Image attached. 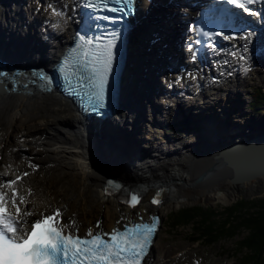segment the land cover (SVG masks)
<instances>
[{"label": "bare ground", "instance_id": "6f19581e", "mask_svg": "<svg viewBox=\"0 0 264 264\" xmlns=\"http://www.w3.org/2000/svg\"><path fill=\"white\" fill-rule=\"evenodd\" d=\"M142 1L144 4L140 7L137 27L142 30L143 43L141 49L133 51L137 63L134 64L132 74L127 77L124 93L120 98V111L108 119L109 122L100 125L98 129L95 124L87 125L85 129L78 121L79 114L74 112L73 107L53 93L0 94V182L6 176H20L19 180L12 184L14 194H10L6 189L1 190L6 206L15 203L21 208L20 215L15 217V231L21 227L22 220L46 213L51 208L58 210L65 224L70 223L71 227L78 230L92 226L96 218L103 219L100 227L106 230L118 217L133 216L134 211H142L143 215L152 210L164 214L171 202L178 204V197L182 198V202H209L222 196H232L237 187L242 188L245 193H252L264 184V177L230 183L227 180L228 167L220 159L213 157L218 149L264 130V119H261L264 114L259 117L254 127L249 128V121L240 123L237 118H233L232 112L230 113L226 106L231 98L230 94L235 100L240 96L241 87L233 83V77L246 74L247 65V68H254L257 75L264 74V49L256 53L255 38L252 33H247L245 40L227 41L219 50L211 52L205 60V66L200 68L189 63L183 45H180V55L175 58L180 59L177 66L163 59L166 53L170 54L174 50L172 42L164 34V29H167L174 19H177L180 25L182 19L193 17L200 11L199 4L203 0ZM193 1L196 2L195 6L188 4ZM72 4H75L74 0H0V46L25 62H50L61 51L74 28L75 12L72 10ZM66 18L70 25L66 36L52 34L47 29L48 26H64ZM138 37L141 40L140 34L132 38L134 40ZM249 42L250 50L247 46ZM157 44L162 46V50L154 54ZM175 56L177 55L172 54V57ZM151 62L161 69L160 77L154 75L153 69L150 68ZM145 64L147 70L144 73L148 83L142 82V85H139L143 75L138 76L137 69ZM168 68L174 76L169 75ZM177 75H181L178 83L175 82ZM161 77L167 85L174 82L173 85L177 83L175 86H182L181 89L173 95L168 94L167 89H163ZM192 78H197L196 82L199 81L201 86L200 93L197 94L200 101L198 107L191 104L189 111H184L185 114L173 109L167 117L168 113L164 114L163 110L170 107L168 100L176 103L174 107L178 109L182 107L183 102L191 99L187 96L185 101L181 92H185L184 86ZM227 81L230 84L225 86ZM158 91V99L162 98L163 101L159 100L157 105L153 100V92ZM237 93L240 94L236 95ZM207 99L220 102V109L229 112L226 113L227 122L218 121L219 111L213 112ZM188 101L187 103H190ZM132 102L138 104L139 112H133ZM191 109L196 113L190 111ZM235 116L240 117L238 114ZM197 117L198 121L195 123ZM223 117L226 120V117ZM173 118L176 119L175 122H184L187 127L189 124L198 127H192L194 130L190 128L189 132H198V124H201V128L211 131L220 141L212 134L210 137L195 134L194 139H189L193 147L173 149L167 143L168 151L161 158L156 146L151 145L152 151L155 152L153 156L145 149H132L128 141L118 137L105 139L114 130L125 134L137 132L135 135L140 138H147V134L152 130H160L162 136H170L174 132L171 131L170 134L164 130L168 129L166 124ZM139 121L142 127L137 126ZM127 123H133L132 130L124 127ZM145 133L147 134L144 136ZM141 145L150 147L147 141ZM191 157H194L198 166L192 163ZM142 158L147 160L149 167L138 161H142ZM21 175L28 176L23 179ZM107 175H115V178L125 182L150 183L161 179L167 184L165 198L156 208L148 207L144 199L136 200L128 207L117 205L99 192L100 184ZM147 193L146 191L145 194ZM109 200L115 204L101 205L103 201ZM173 251L174 249L166 251L164 261L154 255L151 246L144 264H176Z\"/></svg>", "mask_w": 264, "mask_h": 264}, {"label": "rangeland", "instance_id": "374dc122", "mask_svg": "<svg viewBox=\"0 0 264 264\" xmlns=\"http://www.w3.org/2000/svg\"><path fill=\"white\" fill-rule=\"evenodd\" d=\"M67 21H68V19L65 21L64 26H59L57 28H54V27H50V26L46 25V27L48 26L47 29L52 34L54 33L58 36L64 37V36H66L68 29L70 28L69 21L68 22ZM35 27L37 29H39L37 24H35ZM30 37H32V36H30ZM256 38H258V36H256ZM250 44H251V42H249L247 44L249 50L251 49V46H249ZM253 44L254 43H252V45ZM258 50L261 51V49H258ZM241 63L245 64V62H241ZM153 64L150 65V68L153 69L152 71H153L154 75L156 74V77H160L161 69L154 67ZM247 66L245 67L247 69L246 74L242 73V75L238 74V75L233 77V83H237V85L239 84V86L241 87V94L240 93L236 94V95L240 94V96H238V99L235 100L234 97L232 96V94H230L231 98L228 101V103H226L227 105L226 104L225 105L228 107V110L230 111V113L232 112L231 115H233L234 119L237 118L236 120L240 121V123L244 122L245 120L251 121V123L248 122V125H251L249 128H252L256 125V121L259 119L257 117L261 118V116L264 114V103L260 106V107H262V111H259V112L255 111L252 113L249 111L250 108H249L248 103L251 100V95L254 93V90L261 89V91L263 92V95H264V77H262V76H264V74L263 75H261V74L257 75L253 70L254 68H252V67L247 68ZM128 69H129V73L132 74V71L134 69V65L132 64L131 61H129ZM145 70H147V65L146 64H145V66L141 65L137 69V74H139L138 76L143 75L141 82H144L147 84L148 80H146V73H144ZM148 70H149V68H148ZM139 71H141V73H138ZM170 74L174 76V73H170ZM161 79H162L163 85H164L163 89H165V90L167 89V93L170 95H173L174 93H176V91L178 89H181V87H182V86H180V88H179V87L175 86L178 82L175 83V85H173L174 82H172L173 84H171V85H167L164 82V79L163 78H161ZM196 79L197 78H195V80H193V78H192L190 80V82H188L187 85L184 86L185 92L187 91V93L181 92L183 94L182 96H183L185 101L187 100V96L191 97V99H189V101L187 100L190 103H187V101H186V103L183 102V104H182L183 107L184 106L187 107V104H189L191 106V104L195 105V103L198 104L200 102V101H198L199 99H198L197 94L200 93L201 86L199 85L198 90L196 89L198 86V83H199V81H198V83H196ZM133 84L135 85V83H133ZM225 84H227L225 86H228L230 83L227 81ZM130 85H132V84H130ZM145 88H147V87L144 84V89ZM194 89L197 90V92ZM207 91H210V90H207ZM159 93H160L159 91H158V93L153 92V97H154L153 100H154V102H157V105L159 104L158 101L160 100V99H158V96H157ZM177 94H180V93H177ZM187 94H189V95H187ZM145 97L147 98V95H145ZM161 100H162V98H161ZM207 100H208V103H210V104H208V106H210V109H213V112L219 111V112H217V114H219V117H217L218 121L219 122H227V114L229 112H226L225 110L220 109L222 104L220 102H217V101H211V99H207ZM167 102H168L170 107L168 106L169 108H165L163 110V112H164V114L168 113L167 114V117H168L169 113L171 114L173 112V109H174L173 106L176 103L172 102V100H168ZM218 104H220V105H218ZM132 105H133V112H135V113L139 112L138 104L135 102H132ZM193 109L197 110L194 107H193ZM197 111H199V110H197ZM193 113H196V111H193ZM236 114L240 115V117L235 116ZM252 115H254V117H255V119H253V120L251 118ZM223 116L226 117L225 118L226 120H224ZM189 119L192 120L191 118H189ZM197 119H198V117L196 118L195 123L198 121ZM261 119L263 120L264 117H262ZM173 120L176 121V119H174V118H173ZM130 122H132V121H130ZM128 124H132V126L130 127ZM134 124H136V123H134ZM198 125L200 127L198 129V132H195V131L186 132V128L187 129H190L191 127L196 128V127L189 124V127H187V126H185L186 128L181 127L182 130L180 128H176L177 132H174L170 136H167V135L162 136L161 131L158 129H157L158 131L152 130L147 134L148 135L147 138L146 137H144V138L137 137L135 135V133H137V132H135L133 134H132V132L125 134L124 132H118V131L114 130L109 134V136H106L105 139L109 140L110 138H114V137L117 138L118 137L121 140L128 141L131 144L132 149L134 147H137L140 150L145 149V150H147V152H151V154H153V156H155V152L152 151L151 147L156 146L157 152L160 153V156L162 158L165 155V153L168 151L167 143L173 149H175V148H178V149L182 148L183 149L184 147L190 148L193 146L190 144V142H192V141L189 139H194L193 135L199 134V135H205L207 137H210V134L214 135L211 131L208 132L207 129L201 128V124H198ZM133 126H134L133 123H127L124 127L125 128L129 127L130 130H132ZM137 126L142 127L143 125H141V122L139 121V124ZM214 137H215V139H217V137L215 135H214ZM148 138H151V139H148ZM144 141H147V143L150 144V147H148V146L143 147L141 145V143ZM217 141H220V140L217 139ZM218 143H220V142H218ZM114 144L115 143L113 142L112 145H114ZM137 148H136V150H138ZM186 149L187 148H185V150ZM142 159L144 161L143 160L141 161L139 159H138V161H140L141 163L144 162V165L148 166L149 164L147 163V160H145L144 158H142ZM191 160H192L193 164L197 165L196 160H194V157H191ZM27 176L21 175V177L23 179L27 178ZM113 176H115V175H113ZM236 189L237 190L233 191L234 194L230 197H226V196L223 197L222 196L220 198H217V199L209 201V202L202 201V200H199V201H186L185 200V202H182L180 200V199H182L181 197L180 198L178 197V201H179L178 204H174V202H171V205L169 206L167 212L164 214L160 213L161 214V216H160L161 221L159 224V228H158V230L155 234V237H154L155 241L152 242V248L154 249V255L155 256L157 255L160 260L165 261L164 255H165L166 251H168L169 249H174L173 255L176 256V264H241V256H242V254H245L246 250H244L243 247H242V249H243L242 250L241 246H239V243L245 239V237L248 233V230L246 228H244V227L237 228L238 230L233 232V234L230 231H228L229 233L225 232L221 236L218 235L214 239L211 238V239H213V240H211V239L203 238L205 236H202V237L196 236V235H198L197 232H199V231L197 230V232H195L193 230V228H191V225H190L191 223H186V224L178 225V226H173L170 223V214L171 213H174V212H176L182 208H185V207L201 206L203 208H207V209L209 208L211 211L214 212L213 215L214 214L215 215L214 216L210 215L208 220H210L211 222H214L215 225H218L220 223L223 224L222 221L229 223V225L234 224L233 221L239 220V218H238V214H239L238 212L239 211H236L237 213H232L230 215H227L226 208L229 209V207L231 205L238 203L239 201H242V203H248L249 201H256V200L264 198V184L260 185L259 188L255 189L252 193H245V192H243V189L240 187H237ZM103 202L104 203H101V205H103L105 203L115 204L111 200H109L107 202H105V201H103ZM248 205L245 204L244 208L240 209V213H244V212L249 213V212L255 210L254 208L256 206H252V205L248 206ZM114 207H116V206H114ZM116 210H117V207H116ZM36 216H38V215H36ZM32 217H34V216H32ZM197 219L198 218H194V221L196 222ZM101 220H103V219L100 218V223L102 224ZM227 220L228 221L230 220L231 222H228ZM211 234L214 235L215 233L213 232ZM247 252L251 254V252H249V251H247Z\"/></svg>", "mask_w": 264, "mask_h": 264}, {"label": "trees", "instance_id": "16d2710c", "mask_svg": "<svg viewBox=\"0 0 264 264\" xmlns=\"http://www.w3.org/2000/svg\"><path fill=\"white\" fill-rule=\"evenodd\" d=\"M263 103L264 95L261 89L254 90L252 99L249 101L250 112L252 113L256 110L258 112L261 111L262 109L260 105ZM243 204L256 206L254 208L255 210L249 213H240V209L244 208ZM236 211H239V220L233 221L234 224L232 225H229V223L224 221H222L223 224L220 223L215 225L214 222L208 220L210 215H213L214 212L209 208L207 209L201 206L185 207L171 213L170 223L173 226L191 223V228H193L195 232H197V230L199 231L196 236H205L203 238L206 239H214L216 236H221L225 232L229 233L228 231L233 234V232L238 230L237 228L244 227L248 230V233L245 239L239 243L241 249L243 247L244 250H246L245 254H242L241 256V264H264V198L256 201H249L248 203H242V201H239L238 203L231 205L229 209L226 208L227 215L237 213ZM194 218H198L196 222L194 221ZM228 222L231 221L229 220ZM213 232L215 233L214 235L211 234ZM247 251L251 252V254Z\"/></svg>", "mask_w": 264, "mask_h": 264}, {"label": "water", "instance_id": "95a60500", "mask_svg": "<svg viewBox=\"0 0 264 264\" xmlns=\"http://www.w3.org/2000/svg\"><path fill=\"white\" fill-rule=\"evenodd\" d=\"M213 157L228 167L232 184L264 177V130L218 149Z\"/></svg>", "mask_w": 264, "mask_h": 264}]
</instances>
